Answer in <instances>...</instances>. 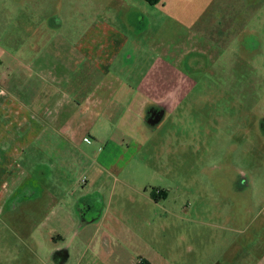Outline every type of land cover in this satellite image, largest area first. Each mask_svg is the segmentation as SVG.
<instances>
[{"label": "rangeland", "instance_id": "374dc122", "mask_svg": "<svg viewBox=\"0 0 264 264\" xmlns=\"http://www.w3.org/2000/svg\"><path fill=\"white\" fill-rule=\"evenodd\" d=\"M96 19L129 39V60L122 55L111 69L121 86L115 101L125 104L136 94L139 78L131 77L156 61L155 51L166 63L158 60L157 68L174 80L167 107L178 104L181 91L187 94L152 132L123 133L109 118L103 139L112 143L94 145L86 135L80 150L98 165L90 173L88 159L60 145L61 168L50 160L52 170L31 168L27 184L0 201V233L39 230L45 209L36 203L60 186L61 199L79 201L78 216L92 218L104 209L106 227L114 217L133 219L150 242L142 241V249H171L172 264H211L223 246L216 239L229 234L230 214L245 215L263 201L255 186L264 187V0H160L156 6L142 0H0V46L19 60L21 46L44 47L72 72L81 62L73 45ZM160 88L151 94L163 107ZM82 179L89 186L84 198ZM0 238V247L10 242L14 251L21 248Z\"/></svg>", "mask_w": 264, "mask_h": 264}, {"label": "crops", "instance_id": "0c3cea01", "mask_svg": "<svg viewBox=\"0 0 264 264\" xmlns=\"http://www.w3.org/2000/svg\"><path fill=\"white\" fill-rule=\"evenodd\" d=\"M56 22L54 26L61 27L60 21ZM128 43L122 32L96 19L73 45L81 62L72 72L49 57L44 47L39 51L37 45L21 46L19 60L0 46V193L5 192L0 201L6 202L10 193L27 184L29 171L37 172L40 167L52 170L49 160L60 167L65 160L60 145L65 143L69 150L88 159L85 170L90 173L98 165L80 150V145L86 135L94 139V145L112 143L103 139V124L109 118L116 120L114 128L123 133L152 132L160 120L150 123L149 111L162 104L153 99L151 90L161 87L163 91L167 102L163 115L175 108L167 107V99L174 92L167 86L174 85V80L169 79L167 69L165 73L164 67L157 68L158 60L164 62L156 51L152 53L156 61L142 74L133 76L132 72L131 78H139L136 94L130 95L125 104L115 101L121 86L111 69L122 55L129 60ZM185 95L179 93L178 103ZM53 188L45 201L36 203L45 209L37 219L39 230L22 231V227L19 234L0 233V237H9L21 247L14 251L10 242L7 248L0 247V264H172L171 249H142V241L147 245L150 242L142 238L133 219L114 217L106 227L104 209L92 218L78 216L79 201L72 199L69 205L61 199L63 188ZM255 191L261 192L263 201L246 208L245 215L235 209L230 212L229 234L216 239L223 246L216 247V259L211 264H264V187L255 186ZM88 192L86 182L81 197ZM148 201L157 202L152 198ZM150 220L147 218L149 227ZM184 253L187 260L188 253Z\"/></svg>", "mask_w": 264, "mask_h": 264}, {"label": "flooded vegetation", "instance_id": "af4514ba", "mask_svg": "<svg viewBox=\"0 0 264 264\" xmlns=\"http://www.w3.org/2000/svg\"><path fill=\"white\" fill-rule=\"evenodd\" d=\"M186 56V55H185ZM183 58V62H184V58L185 57H182ZM182 62V61H181ZM184 98V97H183ZM183 98L181 99V101L179 102V103H181L182 102V100H183ZM178 103V104H179ZM177 104V105H178ZM176 105V106H177ZM162 106V105H161ZM175 106V107H176ZM153 107H157V108H155V109H152L151 111H149L150 113H149V122L150 123H156V122H158L159 120H160V118L163 116V114H164V112H163V110H164V107H166V106H163V107H159V106H153Z\"/></svg>", "mask_w": 264, "mask_h": 264}, {"label": "trees", "instance_id": "16d2710c", "mask_svg": "<svg viewBox=\"0 0 264 264\" xmlns=\"http://www.w3.org/2000/svg\"><path fill=\"white\" fill-rule=\"evenodd\" d=\"M142 1L145 2L149 6H156L160 3V0H142ZM161 195H164V192H160L157 198L155 196H152L151 198L157 201Z\"/></svg>", "mask_w": 264, "mask_h": 264}, {"label": "built area", "instance_id": "2783aa9c", "mask_svg": "<svg viewBox=\"0 0 264 264\" xmlns=\"http://www.w3.org/2000/svg\"><path fill=\"white\" fill-rule=\"evenodd\" d=\"M82 183H85V180L84 179H82V181H81Z\"/></svg>", "mask_w": 264, "mask_h": 264}, {"label": "water", "instance_id": "95a60500", "mask_svg": "<svg viewBox=\"0 0 264 264\" xmlns=\"http://www.w3.org/2000/svg\"><path fill=\"white\" fill-rule=\"evenodd\" d=\"M157 123V122H156Z\"/></svg>", "mask_w": 264, "mask_h": 264}]
</instances>
